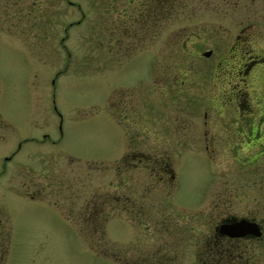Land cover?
I'll return each instance as SVG.
<instances>
[{"label":"rangeland","instance_id":"rangeland-1","mask_svg":"<svg viewBox=\"0 0 264 264\" xmlns=\"http://www.w3.org/2000/svg\"><path fill=\"white\" fill-rule=\"evenodd\" d=\"M240 95L264 120V0H0V264H206Z\"/></svg>","mask_w":264,"mask_h":264},{"label":"flooded vegetation","instance_id":"flooded-vegetation-1","mask_svg":"<svg viewBox=\"0 0 264 264\" xmlns=\"http://www.w3.org/2000/svg\"><path fill=\"white\" fill-rule=\"evenodd\" d=\"M240 48H243V50L241 51ZM246 49L247 47L243 46L240 40L237 41L236 47H234L236 54L233 59L234 63L239 67L237 73L234 75V79L237 80L235 84L241 88V93L244 91V86L249 88L250 82H254L252 67L256 63H252L251 60L254 57L244 58V55L240 57L244 51L245 54L249 53ZM242 96L240 95L237 104L239 110H242L240 115L242 121H238L240 125L237 127L238 135L231 138L224 136L221 140L229 144V139H232V142L234 141L235 143L234 152L237 155L244 153L245 156L253 159L252 162L248 163L250 174L246 185L243 186L247 187L249 201L244 209H239L232 213L225 211L222 213L223 215L218 222L219 224L215 228V237L209 239L207 248L204 249L206 259L208 255L211 257L210 261L206 260V264H214V262H216L215 264H226L228 259L231 264H264V120L257 119L255 109L251 106L250 101L249 106L246 107L248 110L243 109V99L245 97ZM246 111L248 112L247 114ZM138 154L135 150H130L124 157L125 164L128 163L132 156L135 157ZM157 167H159L158 173H163V171L167 170V166L157 165ZM237 188L239 189V186ZM234 191L238 194L236 190ZM242 222L249 225L248 233L245 236L230 237L219 229L222 225H235ZM213 242L215 245L224 246L227 244L231 246L230 252L218 251L221 258L215 260L212 257L213 251L210 249Z\"/></svg>","mask_w":264,"mask_h":264},{"label":"water","instance_id":"water-1","mask_svg":"<svg viewBox=\"0 0 264 264\" xmlns=\"http://www.w3.org/2000/svg\"><path fill=\"white\" fill-rule=\"evenodd\" d=\"M212 53H213L212 51L206 52L204 54V56L210 57L212 55ZM219 229L224 234H226L230 237H241V236H245L248 233L249 225H247V223H245V222H242L241 224H235V225H232V224L222 225L219 227Z\"/></svg>","mask_w":264,"mask_h":264},{"label":"trees","instance_id":"trees-1","mask_svg":"<svg viewBox=\"0 0 264 264\" xmlns=\"http://www.w3.org/2000/svg\"><path fill=\"white\" fill-rule=\"evenodd\" d=\"M212 251H213V253H212V257L213 258H215V260L217 259V258H221V255L219 254V252L222 250V252H227V251H229L230 252V250H231V246H229V245H227V244H225L224 246H222V245H219V244H216L215 245V243L213 242V244H212V246H211V248H210ZM219 251V252H218ZM216 262H214V264H215ZM231 264V262H230V260L228 259L227 261H226V264Z\"/></svg>","mask_w":264,"mask_h":264}]
</instances>
